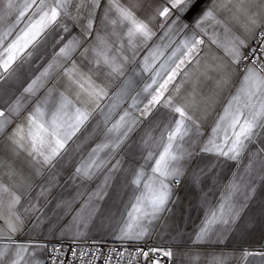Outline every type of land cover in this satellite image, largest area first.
<instances>
[{
    "label": "snow or ice",
    "instance_id": "6c2138e0",
    "mask_svg": "<svg viewBox=\"0 0 264 264\" xmlns=\"http://www.w3.org/2000/svg\"><path fill=\"white\" fill-rule=\"evenodd\" d=\"M0 173V264H264V0H0Z\"/></svg>",
    "mask_w": 264,
    "mask_h": 264
},
{
    "label": "crops",
    "instance_id": "0c3cea01",
    "mask_svg": "<svg viewBox=\"0 0 264 264\" xmlns=\"http://www.w3.org/2000/svg\"><path fill=\"white\" fill-rule=\"evenodd\" d=\"M162 120L164 123H166L167 117H162ZM6 171L7 169H3V172ZM0 178L6 179L2 173H0ZM179 195L181 197L180 203L175 210L173 218L169 221V224H180L186 228L188 232H191L199 223V218L201 215L199 209L197 208L196 197L186 185L181 187L179 190ZM111 210L112 212L116 211L115 208H112ZM108 231L107 222H105V227L99 232L94 231L92 235L96 237L98 241H112L110 235H108ZM261 235L262 233L259 230L250 236L244 237L243 239H241L240 235L237 234L229 244V249L239 248L242 246H257L261 241ZM29 238L30 236L27 231L18 237L20 240H26Z\"/></svg>",
    "mask_w": 264,
    "mask_h": 264
},
{
    "label": "built area",
    "instance_id": "2783aa9c",
    "mask_svg": "<svg viewBox=\"0 0 264 264\" xmlns=\"http://www.w3.org/2000/svg\"><path fill=\"white\" fill-rule=\"evenodd\" d=\"M98 242L104 244L106 247L112 246V241H98Z\"/></svg>",
    "mask_w": 264,
    "mask_h": 264
}]
</instances>
